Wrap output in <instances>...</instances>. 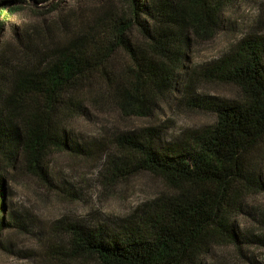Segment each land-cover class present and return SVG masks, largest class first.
Returning <instances> with one entry per match:
<instances>
[{
  "label": "trees",
  "instance_id": "trees-1",
  "mask_svg": "<svg viewBox=\"0 0 264 264\" xmlns=\"http://www.w3.org/2000/svg\"><path fill=\"white\" fill-rule=\"evenodd\" d=\"M45 1L51 0L38 3ZM232 1L128 0L120 12L106 11L73 36L61 16L57 38L47 21L43 27L25 25L22 57L9 76L0 73L7 82L0 97V238L15 219L6 212L4 171L26 168L46 184L51 152L94 155L96 145L80 143L68 120L104 84L124 97L146 96V88L179 93L215 123L172 141L156 128L118 136L126 155L110 169V179L149 172L162 177L167 190L141 202L116 226L70 224L69 257L99 264H207L216 247L245 255L254 245L264 246V231L238 221L257 214L249 201L264 193V37L249 35L202 72L213 82L236 85L240 100L197 96V71L182 79L192 37L213 36ZM22 8L11 0L0 7V32L5 17ZM118 52L132 63L127 76L116 75L109 64Z\"/></svg>",
  "mask_w": 264,
  "mask_h": 264
},
{
  "label": "rangeland",
  "instance_id": "rangeland-1",
  "mask_svg": "<svg viewBox=\"0 0 264 264\" xmlns=\"http://www.w3.org/2000/svg\"><path fill=\"white\" fill-rule=\"evenodd\" d=\"M9 0H0V7ZM24 8L5 17L0 32V73H9L22 57L25 25L43 27L47 21L59 36L58 23L66 17L68 36L88 31L95 20L108 10L120 12L128 0H11ZM18 3V4H16ZM57 22V23H56ZM249 35L264 37V0H233L224 8L219 30L213 36L192 37V48L182 79L197 71L194 91L197 96L222 100H240L242 92L233 84L213 82L202 72L231 53ZM139 39L138 36H135ZM35 41V38H32ZM109 62L113 73L127 76L132 67L129 58L118 52ZM184 81V80H182ZM6 80L0 75V97L6 92ZM146 96H127L103 87L88 93L84 111L68 120V130L80 143L96 145L93 155L71 151H53L46 165L49 180L45 184L26 168L4 171L6 212L15 216L0 238V264H99L93 260L74 261L69 257L68 227L79 223L90 228L116 226L141 202L167 190L162 177L140 172L129 179L111 180L110 169L125 158L116 144L124 133H139L156 128L164 140H176L187 131L201 130L215 123V117L186 100L179 93L159 94L146 88ZM191 104V105H190ZM249 207L257 208L254 217L238 218L242 226L257 225L264 231V193L252 197ZM256 218L258 221H254ZM251 259V260H250ZM264 264V246L254 245L240 254L231 246L216 247L207 264Z\"/></svg>",
  "mask_w": 264,
  "mask_h": 264
}]
</instances>
